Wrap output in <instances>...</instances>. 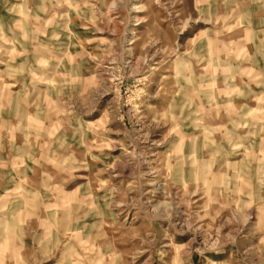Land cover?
I'll return each instance as SVG.
<instances>
[{"label": "rangeland", "instance_id": "rangeland-1", "mask_svg": "<svg viewBox=\"0 0 264 264\" xmlns=\"http://www.w3.org/2000/svg\"><path fill=\"white\" fill-rule=\"evenodd\" d=\"M0 264H264V0H0Z\"/></svg>", "mask_w": 264, "mask_h": 264}]
</instances>
